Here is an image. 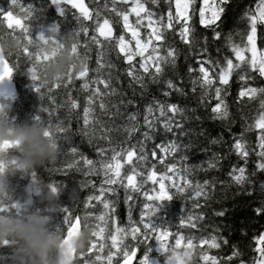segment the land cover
Masks as SVG:
<instances>
[{"label":"trees","instance_id":"obj_1","mask_svg":"<svg viewBox=\"0 0 264 264\" xmlns=\"http://www.w3.org/2000/svg\"><path fill=\"white\" fill-rule=\"evenodd\" d=\"M201 2L204 0H194L197 9ZM111 3L112 0H86L93 19L82 21L88 27V32L87 34L81 32L78 37L74 32L77 20L73 12L76 11L70 7H54L49 0H17V4L22 5L25 10L21 12L19 8L14 7L12 0H0V13L4 15L11 11L14 13L10 21L3 20L0 16V55L10 66L12 72L10 81L14 88L10 94L0 92V131L5 133L4 138L0 139V180L5 185L4 190H0V219L23 218L29 214L39 215L46 221L49 230L60 237L62 243L71 223L78 216L81 223L80 238L85 237L87 242L80 244L78 240L72 264H97L99 255L104 258L107 246H111L112 243L109 238L105 249L100 251L97 249L98 242L104 240L110 231L109 210L105 209L100 201H87V207L85 202L88 196L100 194L101 181L104 177L99 174L85 176L83 171L69 168L66 163L70 162L72 157L67 153L62 155V144L65 148L77 147L79 153L92 161L99 160L97 146L104 147L105 155L110 159L112 153L107 151L110 147H115L116 151L120 152L121 148L132 150L130 146L136 145L131 158H127L125 152V159L120 157L117 159L121 164V174H132L133 181H138L139 177L131 172V168L136 167V157L139 154L137 141L143 139L141 134L146 131L143 124L144 107L152 103V98L155 97L161 102L178 104L184 109V115L188 119L182 121L184 125L182 129H173L176 132L175 136L163 131L159 123L156 124L153 138L144 141L149 162H152L151 151L155 144L167 143L174 139L180 148L181 155L185 158L184 164L189 168H200L192 172L190 179L193 183L196 181L202 183L205 179L214 178L217 183L216 190L212 194L213 198L208 201L207 206H204L201 197L199 198L201 207L192 209L193 212L204 213V219L197 223L196 228H189L186 221L181 224L182 217L186 218L191 209L192 201L187 200V194L180 197L172 195L170 199L159 201L151 217L152 224L167 228L169 235L166 241L172 244H175L174 234L198 238L216 235L221 239L218 241L221 244L219 249L208 248L207 245L199 244L197 241L198 248L206 249L209 256H217L218 262L231 255V251L234 250L247 264L256 255L254 237L264 234V169L257 166L255 152L259 149L256 146L255 132L245 133V138L250 145L246 164L242 158L230 150V145L235 142L234 138L242 131L241 116L248 118L254 115L252 109L255 107L251 102L245 105L233 100L238 90L236 81H233L227 97L228 119L214 120L210 118V109L198 103L199 87L195 93L190 91L191 84L185 67L188 63L195 66V59L193 54L188 53V59L185 60L186 49L179 40L176 41L175 46L179 50L177 71L180 72L182 79L175 76L171 69H166L165 78L173 79L187 93L186 96L171 92L170 96L164 97L163 82L159 85L149 83L147 92L141 95L139 85L131 82L126 75V65L117 55L118 50L107 53L101 50V63L106 65L111 62L113 65L111 80L115 92L108 90L105 95L98 98L89 117V126L86 128L83 124L84 98L90 93L81 89L84 80L77 75L84 71L83 57L86 56L85 63L89 72L84 79L89 81L90 88H104V85L97 86L91 83L93 77L100 79L109 77L107 67L92 71L98 66L97 45L91 42V36L95 11H101V22L104 18H108L110 25L115 24L114 14L108 15L103 8L105 4H108L110 9ZM255 4L256 0H232L231 6L221 16L219 31L225 35L231 31L232 39L239 43L241 37L237 33L243 31L242 13L250 6L255 8ZM28 9L31 11V16L27 19L25 14ZM191 11L192 5L188 9L189 13ZM173 12H175L174 0ZM133 19L134 17H130V20ZM193 19L196 21L198 35L201 38L209 36L210 55L215 57L216 48H224V41L221 40L218 44L211 40L208 30L201 31L198 10L197 15L188 21L190 25ZM17 20L21 21L22 27L13 26ZM53 26L55 28H52ZM113 34H118V26H114ZM96 35L99 36L98 33ZM100 39L103 40V37ZM244 40H247L246 35ZM255 41L258 51L264 48V39L259 28ZM65 56L68 57L69 63L62 70L54 71L57 60ZM28 69L31 70L30 73ZM70 78L72 81L69 82ZM256 83L259 84V81ZM134 90L135 95H133ZM69 95L77 101V108L71 111L64 106L67 104ZM128 100H133L134 105H128ZM101 102L107 105L109 109L107 112L100 109ZM117 112L120 115H116ZM129 112L136 113L135 121L128 120ZM196 116L200 119H195ZM176 119H181L179 114ZM93 120L98 121L95 126L92 125ZM57 123L68 129L65 133L70 137L68 141L61 140L56 128ZM133 125L135 130H131ZM21 126L41 127L44 135L49 137L52 143L55 150L54 157L31 169H23L20 164L19 144L10 138L11 133ZM105 136L114 141L111 146L108 140L104 139ZM214 157L218 160L217 167L204 171L207 168L206 162L213 160ZM165 162H172V157L166 156ZM77 166L82 170L86 168L79 157H77ZM233 166L246 168L244 183L240 185L231 183L228 173ZM136 171L141 172L142 169L136 167ZM154 171L158 180L160 173L165 169L157 162ZM81 181L84 182L83 186ZM220 181L224 184L221 185ZM124 182L127 183V180L125 179ZM154 183L158 189V183L148 181L140 192H131L132 200L129 204L124 203L123 186L114 185L115 193H105L101 196V200L114 201L112 216L118 227H129V214L133 221L139 220L142 203L145 201L144 193L150 191ZM102 212L105 213V219L109 220L107 226L95 219ZM88 213L92 214V219ZM99 228H104V233L100 236L97 233ZM120 235L122 234H117V240L120 239ZM129 241L130 237L125 239V243ZM184 244L186 241L182 240L181 246ZM194 250L197 251L187 246L181 248L178 244L165 245L160 250L158 241L153 238L139 246L137 256L144 257L146 254L149 264H185L184 257L190 256ZM13 253L14 242L9 239L0 240V264H14ZM113 259L116 258L113 257ZM233 262L238 264L237 258H233ZM104 264H107L106 259ZM135 264H138V258Z\"/></svg>","mask_w":264,"mask_h":264},{"label":"snow or ice","instance_id":"obj_2","mask_svg":"<svg viewBox=\"0 0 264 264\" xmlns=\"http://www.w3.org/2000/svg\"><path fill=\"white\" fill-rule=\"evenodd\" d=\"M58 2L71 4L73 9L79 10V15L73 12L77 20V27L74 32L78 37L81 32L87 34L88 27L82 21L93 19L90 16L89 9L83 3L74 2V0H53V3ZM174 2L175 12H173V0H163V2L162 0H112L110 9L108 4H105L103 8L108 15L114 14V25H110L108 18H104L101 22V11H95L91 42L97 45L96 63L98 67L92 69V71H99L100 68L107 67L109 69V77L107 79L93 77L91 83L97 86L104 85V88H90L89 81L84 79L89 72L85 63L87 57H83L84 71L77 76L84 80L81 84V89L90 93L84 98L83 124L86 128L89 126V117L94 110L96 100L105 95L108 90L115 92L111 80V68L113 65L111 62L106 65L101 63V50L104 53L118 50L117 55L126 65V75L131 82L139 85L141 95L147 92L149 83L159 85L163 82L162 95L164 97L170 96L171 92L186 96L187 93L173 79L165 78L166 69H171L175 76L182 79L180 72L177 71L179 50L175 46L176 41L179 40L186 49L185 60L188 59V53L193 54L195 59V66L188 63L185 67L191 84L190 91L195 93L197 87H199L198 103L206 109H210L211 119H228L229 106L227 97L233 81L238 84V90L233 100L245 105L249 102L255 105L252 109L254 115L248 118L241 116L243 121L242 131L239 136L234 138L235 142L230 145V150L234 151L246 164L250 145L245 138V133L255 132L256 146L259 149V151L255 152L257 166L264 169V48L258 51L255 43L258 28L261 30L262 39H264V0H256L255 8L250 6L243 11L241 16L243 31L237 33L241 37L239 43L232 39L233 33L231 31L227 35L219 31L221 16L231 6L232 0H215L214 4H208L207 8L205 6L207 0H204V2L199 3L198 9L194 0H184V2L182 0H174ZM12 3L21 12L25 11L22 5L17 4V0H12ZM190 5H192L191 13L188 12ZM197 10L199 24L202 26L201 31L208 30L211 40L218 44L221 40L224 41V48H216L215 57L210 55L209 36L201 38L198 35L194 19L191 25L188 23L190 19L197 15ZM25 15L27 19L31 16L30 9L27 10ZM0 16H2L3 20L10 21L14 13L13 11L7 15L0 13ZM130 17H134V19L130 20ZM13 26L22 27L23 25L20 20H17ZM114 26H118L117 35L113 34ZM52 28H55V26ZM245 35L247 37L246 41L244 40ZM100 37H103V40ZM28 71L30 73L31 70L28 69ZM70 81H72L71 78L69 79ZM257 81H259V84L256 83ZM133 95H135V90ZM127 104L134 105V101L128 100ZM64 106L71 111L77 108V101L69 95L67 104ZM99 107L104 112L109 110L103 102L100 103ZM157 113L158 115H156ZM178 114L181 117L180 120L176 119ZM49 115H51L50 111ZM116 115H120V113L117 112ZM127 118L130 121H135L137 115L135 112H129L127 113ZM187 119L188 117L184 115V109L176 103L161 102L153 97L152 103L145 105L143 124L146 131L141 134L143 139L137 141L139 154L136 157V167H140L142 171L137 172L136 167L131 168V172L139 177L136 182L133 181L132 174H121V164L117 159V157L125 159V152L127 158H131L134 150H136V145L130 146L132 150L121 148L120 152H117L115 147H110L107 150L112 153L110 159L105 155L106 149L102 146H97L96 152L99 160L92 161L86 159L82 153H79L77 147L69 146L65 148L62 144V155L67 153L71 154L72 157L71 161L66 163L69 168L83 171L85 176L99 174L104 177L101 181L100 194L88 196L85 202V207H87V201L97 200L103 204L105 209L109 210L110 231L104 240L98 242L97 249L99 251L105 249L109 238L112 243L111 246H107V253L104 258L99 255L97 264H104L105 259L107 264H121V261H123V264H132L133 256H137L139 246L146 244L147 241L153 238L158 241L160 250L165 245L175 246L177 244L181 248L187 246L196 249L198 254L195 258V264H234L233 258H237L238 264H246L234 250L231 251V255L220 259L218 262L217 256H209L206 249L198 248L197 241L199 244L207 245L208 248L219 249L221 244L218 241L221 239L216 235H212L209 238H198L191 235L185 237L174 234L175 244H172L166 241L169 235L167 228L162 227V225H154L151 222V217L156 211L159 201L170 199L172 195L180 197L183 194H187V200L192 201V204L187 217H182L181 224L186 221L189 228H196L197 223L204 219V213L193 212L192 209L201 207L199 200L201 197L203 198L204 206H207L208 201L213 198L212 194L216 190L217 181L215 178L212 180L205 179L202 183L200 181L193 183L192 179H190L192 172L200 168H189L184 164L185 158L181 155L180 148L174 139L167 141V143L155 144L151 151L152 162H149L144 141L153 138V134L156 132V124L159 123V127L163 131L175 136L176 132L173 129H182L184 127L182 121ZM195 119L198 120L200 117L196 116ZM97 123L98 121L96 120L92 121L93 126ZM56 128L62 141L70 139L65 134L68 131L67 128L59 123H57ZM131 130H135V125L132 126ZM84 135H87L86 130ZM104 139L108 140L110 146L114 143L107 136ZM89 143L91 144V140H89ZM157 150L159 151L157 152ZM166 156L172 157V162H165ZM77 157L83 161L86 166L85 169L82 170L77 166ZM157 162L163 165L165 169L164 172L160 173L158 180L154 171ZM206 163L207 168L204 171L216 168L218 160L214 157L213 160ZM228 175L232 184L240 185L245 182L246 168L244 166H233ZM125 179L127 183L124 182ZM148 181H155L159 184V188L157 189L154 183L150 191H145V201L142 203L139 220L133 221L131 214H129V227H118L115 218L112 216V204L114 201L101 200V196L105 193H115L116 188L113 187L114 185L123 186L125 189L124 203L129 204V201L132 200L131 192H140L143 185ZM219 183L221 185L224 184L223 181ZM81 184L83 186L84 182L81 181ZM129 208H131V205H129ZM88 214L92 219V214ZM76 219L79 220V217L77 216ZM95 219L106 226L109 225V220L105 219V213L103 212ZM65 221L67 222V217H65ZM97 233L98 236L103 234L104 228H99ZM117 234H122L119 240H117ZM128 237H130V241L125 243V239ZM182 240L186 241L183 246H181ZM254 240L256 241L254 249L256 255L247 264H264V246H262L264 244V236L259 235L254 237ZM118 244L119 248L117 249ZM113 249L117 250L113 251ZM113 257L116 259H113ZM137 258L138 264H149L146 254L144 257L137 256Z\"/></svg>","mask_w":264,"mask_h":264},{"label":"clouds","instance_id":"obj_3","mask_svg":"<svg viewBox=\"0 0 264 264\" xmlns=\"http://www.w3.org/2000/svg\"><path fill=\"white\" fill-rule=\"evenodd\" d=\"M67 63L68 57L59 58L54 71L62 70ZM4 135L0 131V139ZM10 138L19 144L23 169H31L55 155L49 137L44 135V130L39 126L18 127ZM4 188L5 185L0 180V190ZM2 239L14 242V264H70V257L62 246L60 237L49 230L46 221L39 215L0 219V240ZM86 242L85 237L79 239L80 244ZM197 254L194 250L190 256H185V264H195Z\"/></svg>","mask_w":264,"mask_h":264},{"label":"water","instance_id":"obj_4","mask_svg":"<svg viewBox=\"0 0 264 264\" xmlns=\"http://www.w3.org/2000/svg\"><path fill=\"white\" fill-rule=\"evenodd\" d=\"M49 1L53 4L54 7L67 6V7L72 8L71 4H63V3H59V2L53 3V0H49ZM74 2L83 3L85 5V7L88 8V6L86 4V0H74ZM73 10H75L79 14L78 9H73ZM89 13H90V10H89ZM11 77H12V72H11L10 66H9L7 60L1 55L0 56V79L10 80ZM80 235H81V223H80V220L75 219L71 223V225H70V227L66 233V236L61 243L62 246L67 251L69 257H70V264H72V262L74 260L75 252H76V246H77V242L80 238ZM136 260H137V256H133L132 264H135ZM121 264H123V261H121Z\"/></svg>","mask_w":264,"mask_h":264},{"label":"rangeland","instance_id":"obj_5","mask_svg":"<svg viewBox=\"0 0 264 264\" xmlns=\"http://www.w3.org/2000/svg\"><path fill=\"white\" fill-rule=\"evenodd\" d=\"M182 2H184V0H182ZM215 0H207L205 6L207 8V5L208 4H214ZM210 15V13H209ZM256 43V41H255ZM1 56V55H0ZM13 84L10 80H6V79H0V92H3V93H12L13 91ZM264 236V234H263Z\"/></svg>","mask_w":264,"mask_h":264},{"label":"bare ground","instance_id":"obj_6","mask_svg":"<svg viewBox=\"0 0 264 264\" xmlns=\"http://www.w3.org/2000/svg\"><path fill=\"white\" fill-rule=\"evenodd\" d=\"M6 105V104H5ZM64 240V239H63ZM78 243V242H77Z\"/></svg>","mask_w":264,"mask_h":264}]
</instances>
